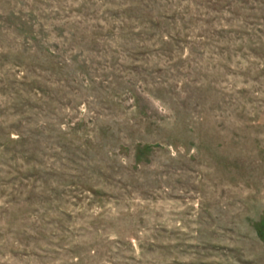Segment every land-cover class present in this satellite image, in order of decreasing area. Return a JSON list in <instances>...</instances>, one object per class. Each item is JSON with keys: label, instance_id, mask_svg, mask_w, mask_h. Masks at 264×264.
<instances>
[{"label": "rangeland", "instance_id": "obj_1", "mask_svg": "<svg viewBox=\"0 0 264 264\" xmlns=\"http://www.w3.org/2000/svg\"><path fill=\"white\" fill-rule=\"evenodd\" d=\"M0 264H264V0H0Z\"/></svg>", "mask_w": 264, "mask_h": 264}]
</instances>
